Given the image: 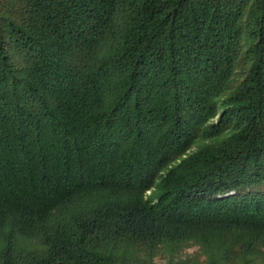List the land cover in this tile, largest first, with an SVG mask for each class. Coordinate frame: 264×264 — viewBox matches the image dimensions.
I'll return each mask as SVG.
<instances>
[{"label":"trees","instance_id":"1","mask_svg":"<svg viewBox=\"0 0 264 264\" xmlns=\"http://www.w3.org/2000/svg\"><path fill=\"white\" fill-rule=\"evenodd\" d=\"M159 255L264 264V0H0V264Z\"/></svg>","mask_w":264,"mask_h":264},{"label":"rangeland","instance_id":"2","mask_svg":"<svg viewBox=\"0 0 264 264\" xmlns=\"http://www.w3.org/2000/svg\"><path fill=\"white\" fill-rule=\"evenodd\" d=\"M219 119V116H216L215 118L212 119V122L217 123ZM196 148H193L192 151H194ZM150 192H148L147 194H149ZM200 251L199 248L196 246H192L186 250H184V252L179 256V258L177 260H187V259H195L196 257H198ZM204 258L200 256L199 258V262H203ZM176 260L172 261V264H175ZM153 264H169V262H167V260L163 259L162 255H159L157 257L154 258L153 260ZM191 264H195L194 262H192Z\"/></svg>","mask_w":264,"mask_h":264}]
</instances>
